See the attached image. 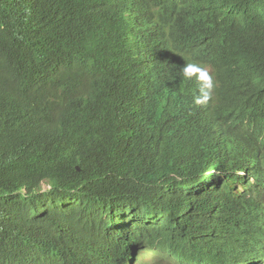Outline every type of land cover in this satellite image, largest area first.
I'll use <instances>...</instances> for the list:
<instances>
[{"label":"trees","instance_id":"obj_1","mask_svg":"<svg viewBox=\"0 0 264 264\" xmlns=\"http://www.w3.org/2000/svg\"><path fill=\"white\" fill-rule=\"evenodd\" d=\"M252 256L264 0H0V264Z\"/></svg>","mask_w":264,"mask_h":264},{"label":"clouds","instance_id":"obj_2","mask_svg":"<svg viewBox=\"0 0 264 264\" xmlns=\"http://www.w3.org/2000/svg\"><path fill=\"white\" fill-rule=\"evenodd\" d=\"M188 129H189V122H188V120L186 118L182 117V119L180 121V128H179L180 135H188ZM78 169H80L79 166H78ZM44 182H45V180H42L40 187H42V185H43ZM49 186H50V184H49ZM44 190H47V189H44ZM146 260H154V261H158V262H160L162 264H171L169 261H166V260H155V259H153L151 257H149V258H147L145 260H142V261H137L136 260L135 264H143ZM246 264H264V259L263 258H258L256 256H252V258H250L246 262Z\"/></svg>","mask_w":264,"mask_h":264},{"label":"rangeland","instance_id":"obj_3","mask_svg":"<svg viewBox=\"0 0 264 264\" xmlns=\"http://www.w3.org/2000/svg\"><path fill=\"white\" fill-rule=\"evenodd\" d=\"M49 188H50L49 183L45 181L42 187H39L37 191H43L44 189H49ZM143 264H162V263L154 260H146Z\"/></svg>","mask_w":264,"mask_h":264}]
</instances>
